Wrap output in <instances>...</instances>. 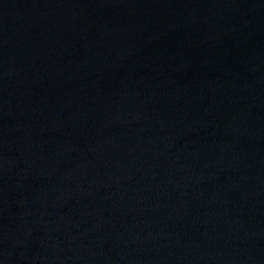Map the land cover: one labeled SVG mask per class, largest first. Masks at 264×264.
<instances>
[{
    "label": "water",
    "instance_id": "95a60500",
    "mask_svg": "<svg viewBox=\"0 0 264 264\" xmlns=\"http://www.w3.org/2000/svg\"><path fill=\"white\" fill-rule=\"evenodd\" d=\"M0 264H264V0H0Z\"/></svg>",
    "mask_w": 264,
    "mask_h": 264
}]
</instances>
